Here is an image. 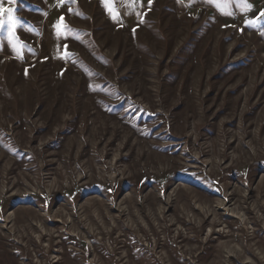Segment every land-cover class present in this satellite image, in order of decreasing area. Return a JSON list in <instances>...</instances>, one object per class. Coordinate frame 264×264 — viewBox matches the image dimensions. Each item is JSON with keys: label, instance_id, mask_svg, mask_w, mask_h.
<instances>
[{"label": "rangeland", "instance_id": "1", "mask_svg": "<svg viewBox=\"0 0 264 264\" xmlns=\"http://www.w3.org/2000/svg\"><path fill=\"white\" fill-rule=\"evenodd\" d=\"M130 3H4L0 264H264V0Z\"/></svg>", "mask_w": 264, "mask_h": 264}, {"label": "snow or ice", "instance_id": "2", "mask_svg": "<svg viewBox=\"0 0 264 264\" xmlns=\"http://www.w3.org/2000/svg\"><path fill=\"white\" fill-rule=\"evenodd\" d=\"M7 2L8 4H15L17 3V0H0V30H3L7 28L9 31H12L13 28H15L17 25L21 24V21L19 18L14 17V9L11 7H4V3ZM60 3H64L65 0H59ZM75 0H67L68 4L74 3ZM137 0H131L130 7L133 6ZM149 3H151V0H149ZM107 6V5H106ZM248 7H251L250 5ZM71 10V9H69ZM261 16H264V13H261ZM114 19H119L118 17H113ZM63 17L60 18V21L57 22L55 27L57 28V35H65L67 33L71 32V29H67L66 25L62 24ZM141 22H143L141 20ZM61 28L64 29V31H61ZM133 32H135V29H133ZM26 47V45H23ZM66 56H70V53H66Z\"/></svg>", "mask_w": 264, "mask_h": 264}]
</instances>
